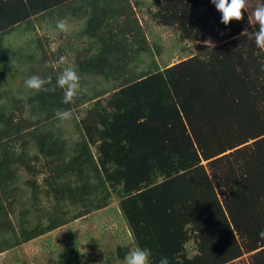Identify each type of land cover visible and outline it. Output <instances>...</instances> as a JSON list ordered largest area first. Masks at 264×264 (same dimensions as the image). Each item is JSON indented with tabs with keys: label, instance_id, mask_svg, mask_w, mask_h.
<instances>
[{
	"label": "trees",
	"instance_id": "trees-1",
	"mask_svg": "<svg viewBox=\"0 0 264 264\" xmlns=\"http://www.w3.org/2000/svg\"><path fill=\"white\" fill-rule=\"evenodd\" d=\"M142 6L0 0V254L116 200L152 264H264V50L248 38L258 25L245 31V14L223 24L212 0H154L155 24L195 44L183 47L190 56L160 65ZM60 19L78 22L72 38L80 45L68 47L71 35L63 42L82 92L64 104L59 87L12 91L17 72L51 75L55 85L65 66L46 63L63 49L48 50L35 27ZM22 24L26 46L6 44ZM57 109L81 115L73 133ZM128 251L118 246L116 257ZM81 260L65 245L55 264Z\"/></svg>",
	"mask_w": 264,
	"mask_h": 264
},
{
	"label": "rangeland",
	"instance_id": "rangeland-1",
	"mask_svg": "<svg viewBox=\"0 0 264 264\" xmlns=\"http://www.w3.org/2000/svg\"><path fill=\"white\" fill-rule=\"evenodd\" d=\"M143 14L139 15L140 22L145 28L148 41L152 46V55L160 65L166 63H176V61L182 60L190 56L193 51L184 50L183 47H189L193 49L194 43L180 42L178 35L171 28L157 26L149 10L154 11L152 4L154 0H142ZM260 3H264V0H251L250 11ZM151 13V12H150ZM248 26L245 31L254 29L256 25H252L248 19V13H244ZM71 25V29L68 33H58L55 22L52 26H47L43 23L36 25V37H40L46 48L50 51L57 52L61 47L63 49V55L70 57V54L65 45L64 37L71 35L72 44L68 47L74 48L76 45H80V41L72 38L78 22L68 20ZM24 24L20 25L16 31L7 35L4 39L6 44L13 45L14 48L26 46L27 34L23 31ZM35 34H28V38H32ZM62 38V39H61ZM49 40L48 44L45 40ZM84 42H82L83 44ZM216 42H212L209 45H215ZM27 49V48H26ZM28 51V49H27ZM54 60V59H53ZM151 62V59H150ZM32 73V72H30ZM11 82V90L16 91L21 88H25V80L30 76H22L18 72ZM34 73H32L33 75ZM26 91L29 90L25 88ZM2 92V90L0 91ZM7 98L0 96V103L6 101ZM83 116V114H82ZM81 115L72 114V119L64 121L62 124L66 133H73V119H79ZM75 126V123H74ZM75 137V134H74ZM78 139L77 136L75 137ZM65 245H72L81 253L82 260L79 264H123V261L116 257V249L118 246L129 247V250L136 247L133 243L131 235H129L125 222L122 219L121 213L118 209V201L114 200L107 208L95 211L90 215L77 219L67 225L54 230L48 235H44L37 238L27 244H23L20 248L13 249L0 254V264H55V258L57 253ZM246 257L240 262L246 264Z\"/></svg>",
	"mask_w": 264,
	"mask_h": 264
},
{
	"label": "clouds",
	"instance_id": "clouds-1",
	"mask_svg": "<svg viewBox=\"0 0 264 264\" xmlns=\"http://www.w3.org/2000/svg\"><path fill=\"white\" fill-rule=\"evenodd\" d=\"M219 13H221V22L230 25L233 21H242L244 13H248L249 22L258 25V30L252 31L249 40L255 41L257 48L264 50V3L257 4L251 11V0H212ZM56 29L59 33H68L71 25L67 19L57 21ZM246 33V32H245ZM243 33V35L245 34ZM13 66V62H12ZM56 77V83L53 85L51 75L41 78L37 75L30 76L25 81V87L37 92H55L59 87L64 91L63 103L71 104L74 99L82 92L81 77L78 72L70 65L68 56L62 55L58 60H50L46 63V67L53 70L61 69ZM51 85V87H49ZM55 118L60 121H68L72 119V111L70 109L55 110ZM261 239H264V231L258 233ZM152 252L148 248L134 247L130 249L124 258L123 264H152ZM159 264H169L167 257H162Z\"/></svg>",
	"mask_w": 264,
	"mask_h": 264
}]
</instances>
